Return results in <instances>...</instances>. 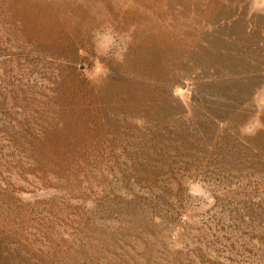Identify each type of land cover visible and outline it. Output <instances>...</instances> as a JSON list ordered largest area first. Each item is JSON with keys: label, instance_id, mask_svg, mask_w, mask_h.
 <instances>
[{"label": "rangeland", "instance_id": "rangeland-1", "mask_svg": "<svg viewBox=\"0 0 264 264\" xmlns=\"http://www.w3.org/2000/svg\"><path fill=\"white\" fill-rule=\"evenodd\" d=\"M0 264H264V0H0Z\"/></svg>", "mask_w": 264, "mask_h": 264}, {"label": "trees", "instance_id": "trees-1", "mask_svg": "<svg viewBox=\"0 0 264 264\" xmlns=\"http://www.w3.org/2000/svg\"><path fill=\"white\" fill-rule=\"evenodd\" d=\"M43 209L48 210L51 207V204H45L44 206H41Z\"/></svg>", "mask_w": 264, "mask_h": 264}]
</instances>
